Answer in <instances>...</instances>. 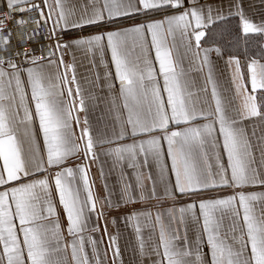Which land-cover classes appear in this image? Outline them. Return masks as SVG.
I'll list each match as a JSON object with an SVG mask.
<instances>
[{
    "label": "snow or ice",
    "instance_id": "obj_1",
    "mask_svg": "<svg viewBox=\"0 0 264 264\" xmlns=\"http://www.w3.org/2000/svg\"><path fill=\"white\" fill-rule=\"evenodd\" d=\"M259 3L0 0V264H264Z\"/></svg>",
    "mask_w": 264,
    "mask_h": 264
},
{
    "label": "crops",
    "instance_id": "obj_2",
    "mask_svg": "<svg viewBox=\"0 0 264 264\" xmlns=\"http://www.w3.org/2000/svg\"><path fill=\"white\" fill-rule=\"evenodd\" d=\"M73 2L76 3L77 5H79L80 3H87V0H73ZM254 3H255L254 11L257 14H259V12L261 10V6H260V3H259V0H254ZM88 30L91 31V29H88ZM86 67H88V65H87V62L85 61L83 67H81L79 69L80 74L84 73V68H86ZM220 68H221V70L223 69V62L222 61L220 62ZM102 107L103 106L101 105V108ZM94 115H99V112L95 113ZM257 134L259 135V130L257 131ZM94 171H95V169H94ZM130 258H131L130 252H125L124 253V259H125L126 264H127V262L129 261Z\"/></svg>",
    "mask_w": 264,
    "mask_h": 264
}]
</instances>
